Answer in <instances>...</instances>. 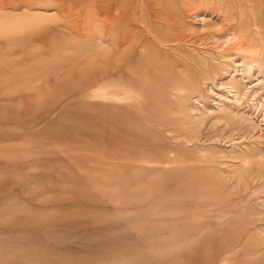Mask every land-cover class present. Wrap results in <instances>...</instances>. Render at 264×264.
<instances>
[{"label": "rangeland", "instance_id": "1", "mask_svg": "<svg viewBox=\"0 0 264 264\" xmlns=\"http://www.w3.org/2000/svg\"><path fill=\"white\" fill-rule=\"evenodd\" d=\"M0 264H264V0H0Z\"/></svg>", "mask_w": 264, "mask_h": 264}, {"label": "bare ground", "instance_id": "2", "mask_svg": "<svg viewBox=\"0 0 264 264\" xmlns=\"http://www.w3.org/2000/svg\"><path fill=\"white\" fill-rule=\"evenodd\" d=\"M242 59V58H241Z\"/></svg>", "mask_w": 264, "mask_h": 264}]
</instances>
